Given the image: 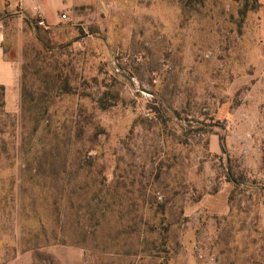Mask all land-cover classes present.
Returning <instances> with one entry per match:
<instances>
[{"label": "rangeland", "instance_id": "1", "mask_svg": "<svg viewBox=\"0 0 264 264\" xmlns=\"http://www.w3.org/2000/svg\"><path fill=\"white\" fill-rule=\"evenodd\" d=\"M74 1L0 0V264H264V0Z\"/></svg>", "mask_w": 264, "mask_h": 264}, {"label": "crops", "instance_id": "2", "mask_svg": "<svg viewBox=\"0 0 264 264\" xmlns=\"http://www.w3.org/2000/svg\"><path fill=\"white\" fill-rule=\"evenodd\" d=\"M74 3V0H6L3 9L8 11V15L4 18H12L22 30L34 28L40 20L44 22L45 29H51L65 19L62 16H66L65 12H68ZM3 19L0 20V87L4 89L5 106L13 108L17 106L21 96V48L19 44L13 43L11 48L6 44L7 34ZM25 19L31 22L30 27ZM13 49L16 50L14 57L10 56ZM33 260L32 251L17 250L13 257L2 264H33Z\"/></svg>", "mask_w": 264, "mask_h": 264}, {"label": "trees", "instance_id": "3", "mask_svg": "<svg viewBox=\"0 0 264 264\" xmlns=\"http://www.w3.org/2000/svg\"><path fill=\"white\" fill-rule=\"evenodd\" d=\"M25 22H26L29 26H31V22H30L28 19H25ZM34 28H37V26H35ZM119 65H120V64H119ZM120 67H121V65H120ZM0 90L4 92L3 87H0ZM234 183H235V185H236L237 187L240 185V182H239L238 180H234Z\"/></svg>", "mask_w": 264, "mask_h": 264}, {"label": "built area", "instance_id": "4", "mask_svg": "<svg viewBox=\"0 0 264 264\" xmlns=\"http://www.w3.org/2000/svg\"><path fill=\"white\" fill-rule=\"evenodd\" d=\"M62 18H65V16H62ZM37 25L40 26V27H45V24H44V22L42 20L38 21Z\"/></svg>", "mask_w": 264, "mask_h": 264}]
</instances>
